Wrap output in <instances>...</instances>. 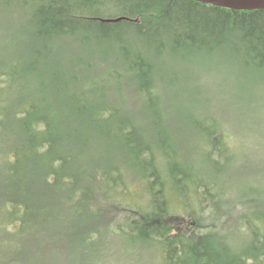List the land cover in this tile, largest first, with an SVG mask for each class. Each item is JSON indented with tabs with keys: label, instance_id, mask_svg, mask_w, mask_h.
<instances>
[{
	"label": "trees",
	"instance_id": "16d2710c",
	"mask_svg": "<svg viewBox=\"0 0 264 264\" xmlns=\"http://www.w3.org/2000/svg\"><path fill=\"white\" fill-rule=\"evenodd\" d=\"M121 16L139 22L101 21ZM221 46L264 67V10L0 0V264H105L117 238L160 264H264L253 185L221 182L239 147L175 122L156 78L164 51Z\"/></svg>",
	"mask_w": 264,
	"mask_h": 264
},
{
	"label": "rangeland",
	"instance_id": "374dc122",
	"mask_svg": "<svg viewBox=\"0 0 264 264\" xmlns=\"http://www.w3.org/2000/svg\"><path fill=\"white\" fill-rule=\"evenodd\" d=\"M258 62H264V58L260 57ZM156 70L161 102L175 122L183 121V126L194 130V120H200L209 129L224 131V140L230 139L232 146L239 147V162L233 167L242 171H235L229 179L222 177V185L227 180L245 182L247 178L254 187L253 209L264 213V67L253 63L247 67L234 49L221 46L164 51L158 55ZM127 80L125 76L124 81ZM123 101L128 106L134 102L127 96ZM190 139L202 141L195 132ZM193 158L199 163L197 155ZM133 192L141 193L138 187ZM218 213L219 220L215 222L220 225L228 215L223 205ZM107 245L110 253L106 250L105 264H160L152 252L144 250L138 254L124 249L129 244L123 239L117 238L110 247Z\"/></svg>",
	"mask_w": 264,
	"mask_h": 264
},
{
	"label": "water",
	"instance_id": "95a60500",
	"mask_svg": "<svg viewBox=\"0 0 264 264\" xmlns=\"http://www.w3.org/2000/svg\"><path fill=\"white\" fill-rule=\"evenodd\" d=\"M197 3L210 5L231 11L247 12V11H262L264 10V0H194ZM102 22L119 23L122 21H133L138 23L139 20L122 16L116 19H101Z\"/></svg>",
	"mask_w": 264,
	"mask_h": 264
},
{
	"label": "bare ground",
	"instance_id": "6f19581e",
	"mask_svg": "<svg viewBox=\"0 0 264 264\" xmlns=\"http://www.w3.org/2000/svg\"><path fill=\"white\" fill-rule=\"evenodd\" d=\"M122 17V16H121ZM116 18H119V17H114V18H105L106 19H116ZM105 23H108V22H105Z\"/></svg>",
	"mask_w": 264,
	"mask_h": 264
}]
</instances>
